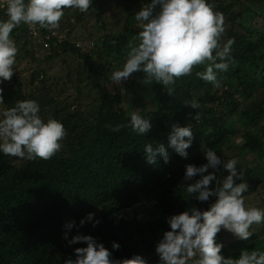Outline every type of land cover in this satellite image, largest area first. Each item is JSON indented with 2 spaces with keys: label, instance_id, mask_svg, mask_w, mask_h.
<instances>
[{
  "label": "trees",
  "instance_id": "obj_1",
  "mask_svg": "<svg viewBox=\"0 0 264 264\" xmlns=\"http://www.w3.org/2000/svg\"><path fill=\"white\" fill-rule=\"evenodd\" d=\"M147 2L123 0L126 18L122 30L106 34L91 53L81 52V46H71L70 31L59 43L58 38L47 37V29L38 25L30 33L24 24L12 31L14 35L21 27L31 47L49 49L47 58L70 49L81 58L80 68L85 73L78 69L74 84L77 94L70 102L56 101L53 106L45 103L48 110H40L41 116L51 114L66 129L59 152L47 160L23 159L21 163L0 154V264H63L68 257L74 258L73 249L84 244H67L62 238L63 225L70 220L79 224L90 211L95 212L94 219L99 223L93 226L85 222L74 227L69 230V239L77 232L91 235L117 259L139 254L148 264H160L155 245L170 228L166 218L191 207L207 210L215 200L210 197L208 201H198L194 194L189 196L184 191L186 184L199 178L184 179L185 165L206 163V148L214 150L222 161L253 156L247 163L237 159V169L243 170V180L248 184L244 197L264 185V91L257 102L251 100L264 90V0H211L216 10L242 28L239 33L231 28L226 35L234 37L235 43L229 70L218 72L220 87L197 77L195 72L202 71L203 66H195L190 75L177 79L171 96L158 83L145 84L142 71L133 72L122 86L111 90L105 80L111 81V71L124 60L128 40L140 31L134 13ZM117 4L118 0H93L89 9H96L97 18H102L111 5ZM259 19L260 29L256 26ZM55 30L62 33L59 28ZM255 34H260L256 41ZM111 60L115 66L110 69ZM39 75L31 73L30 87L49 90V85H34ZM12 82L11 86L17 79ZM40 82L44 84L42 79ZM90 85L95 96L82 90ZM11 88L3 94L6 107L17 99H32L29 89L24 94L20 87L15 93ZM125 90L131 96L128 109L123 101ZM194 99L199 103L197 109L188 105ZM131 109H138L149 119L152 127L147 133L138 136L128 129L113 132L107 127L126 121ZM196 112L198 120L193 119ZM189 123L193 140L186 149L187 157H181L168 147L167 134L172 124ZM145 143H163L170 154L169 162L165 164L157 155L156 163H147ZM226 175L222 167L216 172L221 180ZM223 231L235 237L226 241L216 235L225 257L236 258L242 249L264 250V228L254 231L247 240ZM112 241L120 247L112 249Z\"/></svg>",
  "mask_w": 264,
  "mask_h": 264
},
{
  "label": "clouds",
  "instance_id": "obj_2",
  "mask_svg": "<svg viewBox=\"0 0 264 264\" xmlns=\"http://www.w3.org/2000/svg\"><path fill=\"white\" fill-rule=\"evenodd\" d=\"M93 0H0L3 16H0V83L11 79L16 70L18 46L12 31L21 24L32 28L38 25L47 31H56L66 10L88 12ZM140 31L128 40L121 66L111 71L110 80H127L135 71H142L145 84L158 83L171 96L178 78L190 75L195 66H203L195 75L220 87L218 72H227L232 59L234 37L225 36L224 16L216 10L211 0H148L134 13ZM60 33V32H59ZM92 46L94 42L90 43ZM90 48L89 45H80ZM4 89L0 87V154L24 160L50 159L62 147L66 136L63 123L49 114H40V105L35 99H17L11 107L4 105ZM187 103V102H186ZM199 107L195 99L188 104ZM128 119L107 127L113 132L128 129L143 136L152 127L149 119L139 110L131 109ZM199 119V113L193 116ZM193 140L191 123L180 126L172 124L167 134V145L181 157H187ZM147 163L154 164L157 155L167 164L170 154L163 143L143 145ZM206 163L199 166L185 165L184 191L198 201L215 197L207 210L191 207L166 218L169 230L163 232L155 245L160 264H264V250L242 249L232 258L221 254L223 247L216 234L221 229L247 240L255 229L253 224H264V208L247 204L244 193L248 184L243 180V170L237 169L238 160L233 157L222 161L211 148L204 151ZM218 166H220L218 168ZM221 167L227 172L218 179L216 172ZM211 169V171H209ZM215 181V186L213 182ZM239 181V182H237ZM95 212H88L79 220L64 223L62 238L72 245L82 242L84 246L73 249L74 258L68 257L63 264H148L139 254L117 259L112 252L91 235L77 232L69 239V230L85 222L93 226ZM119 243L111 242L112 249Z\"/></svg>",
  "mask_w": 264,
  "mask_h": 264
},
{
  "label": "rangeland",
  "instance_id": "obj_3",
  "mask_svg": "<svg viewBox=\"0 0 264 264\" xmlns=\"http://www.w3.org/2000/svg\"><path fill=\"white\" fill-rule=\"evenodd\" d=\"M118 1L119 4L111 5V9L105 12L102 18H97V10L94 8L89 9L86 13L79 12L78 10H66L59 23L58 28L60 31H62V33L57 32L58 37L60 39L64 38L66 37V33L70 31L69 41L71 43V46H75L76 48H78L80 45H89L90 48L84 47L80 49L82 50L81 52L91 53L96 51V48L100 46L99 41L103 39L106 34H118L122 30V23L125 17L123 7L125 6V4L123 6V0ZM127 2L129 1H125V3ZM0 10L4 13L3 8H0ZM3 13L0 16H3ZM256 22V26L258 27V29H260L261 20L259 19V21L257 20ZM224 26L226 30L224 39H227L226 35L231 28H233L234 31H237L238 33L242 29L237 21L232 23L231 20L226 16H224ZM34 27H37V25ZM21 30L22 28L20 27V31H17V33L12 35V38L15 40L18 46V54L16 57L17 64L16 70H14L11 79L0 83V87L4 89V93L11 87V91H14V93L16 91V87H20L24 94H26L27 90L29 89L33 93L32 99H35L38 102V104L40 105V110L43 111H47L49 108L45 106V103L49 106H53L56 101H60L62 103L70 102L72 100V97L77 94L74 88V84L76 85L77 83V71L81 65L83 66L81 58L78 55L74 54V52H72L70 49L66 50V52L64 53H61L57 57L52 56L47 58L46 56L50 55L49 49H45V47L43 49L41 45H38L39 47H31L30 41L26 38L25 33L21 32ZM259 37L260 34H255L253 36L254 41L258 40ZM92 41L94 42L93 46L90 44ZM30 55H32V58L30 57ZM92 59L95 60L96 57L94 56L92 57ZM113 65L115 66V63L111 60L110 69L113 67ZM32 72L40 73L38 78H34L36 80V82H34V85H49V90L45 88L34 90L33 87H30V77ZM79 72L85 73V69H83L82 67L79 69ZM68 74H70L69 78L67 76ZM82 75L84 76V74ZM14 79H17V83L11 86L14 83L12 82ZM41 79L44 81V84L43 82H40ZM123 83L124 80H122L120 83L113 81L107 82L105 80L106 86L111 90H113L116 85L122 86ZM90 87H92V85L85 86L82 90L84 92H89L91 96H95L96 91L90 89ZM262 91L264 90H259L258 94L260 96L258 98L251 97V100L253 102H257V100L261 96H263ZM123 94V101H125L124 106L126 107V109H128V102L130 101L129 97L131 96L128 95V90L123 91ZM4 106L6 107V105ZM252 157V155L248 154L245 159H242V157H237V159H239L243 163H247L250 162ZM11 158L15 163H21L23 161V159H19L16 157ZM244 198L247 204L263 208L264 185L254 193L249 194ZM251 228L255 229V231L261 230L264 228V224H253ZM223 230L224 229H221V231L217 234H220L221 237L223 236L224 240L229 241L235 238L232 237L230 233H225ZM219 239L220 238H218V240Z\"/></svg>",
  "mask_w": 264,
  "mask_h": 264
},
{
  "label": "built area",
  "instance_id": "obj_4",
  "mask_svg": "<svg viewBox=\"0 0 264 264\" xmlns=\"http://www.w3.org/2000/svg\"><path fill=\"white\" fill-rule=\"evenodd\" d=\"M34 28L35 27H32V28H30V32H33V30H34ZM35 33V32H34ZM47 37H56V38H58L59 39V41L57 42V43H59L60 41H61V39L58 37V35H57V32L56 31H48V33H47Z\"/></svg>",
  "mask_w": 264,
  "mask_h": 264
}]
</instances>
